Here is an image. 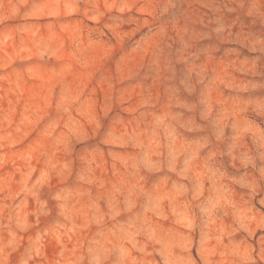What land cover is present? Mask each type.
I'll use <instances>...</instances> for the list:
<instances>
[{
  "label": "rangeland",
  "instance_id": "374dc122",
  "mask_svg": "<svg viewBox=\"0 0 264 264\" xmlns=\"http://www.w3.org/2000/svg\"><path fill=\"white\" fill-rule=\"evenodd\" d=\"M0 264H264V0H0Z\"/></svg>",
  "mask_w": 264,
  "mask_h": 264
}]
</instances>
